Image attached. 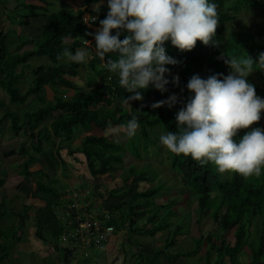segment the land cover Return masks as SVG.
<instances>
[{"label":"trees","instance_id":"obj_1","mask_svg":"<svg viewBox=\"0 0 264 264\" xmlns=\"http://www.w3.org/2000/svg\"><path fill=\"white\" fill-rule=\"evenodd\" d=\"M29 1L31 2L21 0L20 5L24 10H30V12L25 11L24 15L14 14L20 17L19 24L28 25L30 19L37 17L42 18L44 22L38 35L22 39L15 52H11L7 46L8 33L0 32V89L6 92L9 102L14 104L23 105L28 97L42 95L46 89H50L53 98L36 109L24 110L21 116L7 108L1 117L0 128L3 127L2 121L5 117L9 118V129L15 135H18L19 131L25 127L28 137L31 138V148L53 170L59 165H64L63 157L58 151L55 153L56 155L51 149L43 151L42 141L54 142L55 139H60L70 142L76 129L80 131L78 134L82 135L84 132H88L91 126L100 129H105L109 124L123 126L132 116H135L139 125L140 147L144 153L148 146L154 145L150 138L152 128L159 126L165 134L168 131H178L175 114L184 106L186 100L177 101L171 108L163 105L154 109L151 105L157 102L161 95L178 91L186 86L193 74H198L205 79L212 74L227 75L230 69L220 57L227 58L229 56L238 60L237 51L233 50L239 48L237 45L242 42L234 33H231L234 34L232 40L228 39L229 35L225 37L226 25L233 19L231 12H238L248 6H259L261 11H264V0H210L217 5L218 25L207 45L197 40L191 50H181L173 46L170 40L163 44L167 55L183 63L182 69L176 75L179 78L178 83L174 84L172 79H168L169 83L165 86L167 90L164 92L149 85L146 89L137 90L141 92V100H128L134 93L121 87L118 83V76L110 73L100 60L97 63L91 62L88 68V72L90 70L98 75V82L89 90L82 91L75 80H70L69 77H76L78 70L84 68L85 64L57 61L56 59L57 54L62 53L64 48H68L73 53L76 49L95 51L94 35L90 33H95L100 27L99 20L106 17L107 0H103L102 3L101 0H66V7L59 9L54 8L55 3L52 1ZM227 2L230 3L229 7L226 6ZM15 8L17 9L18 6ZM6 10L7 8H4V12ZM93 17H96L95 21L92 20ZM116 31V29L111 30V34H115ZM127 34L126 31H121L119 38L123 39ZM251 40L252 43L242 49L250 52L249 57L255 65L259 54L264 52V43ZM24 46L26 48L20 52ZM117 55V53H108L104 60L106 62L109 57L115 60ZM33 57H46L52 65H39L31 68V82L22 91L20 83L25 75V68L30 66L28 61ZM18 66H20L19 71H17ZM165 67L172 71L170 65H165ZM218 79H222V76H218ZM246 80L254 85L256 95L264 94L263 86L255 85L247 77ZM68 92L71 94L66 96L65 94ZM189 95L190 92L187 89V99ZM114 97L128 100L131 107L129 109L121 107L117 112H114L112 110ZM151 99H153V103L150 102ZM262 123H264V110H261V119L249 127H259ZM244 133L243 129L238 130L237 137L234 139ZM81 137L79 145L68 153L73 155L80 153L84 157L88 174L94 180L103 176L104 169L107 170L113 164L128 159L124 154L123 146L108 140L107 136L98 137L84 133ZM126 148L136 156L139 155V147L132 137L128 140ZM22 152L27 153L23 146ZM167 156L170 158V168L177 175L178 181L195 196L194 211L197 219L207 215L215 224L213 231H207L205 234L193 238L197 248L205 245L206 264H211L210 257L212 255L217 258L213 264H223L224 260L228 264H238L237 257L242 255L243 248L250 254L247 264H264V259H262L264 256V166L261 167L260 176L253 175L245 178L232 171L219 173L211 162L201 165L190 156L183 154L176 155L167 150ZM38 157H33L32 154L27 155L21 163L20 173L23 178L34 174L41 175L39 179L35 180V189L29 192V197L39 203L35 206L33 213L34 235L41 242L52 243L51 246L58 251L59 257L64 263L66 255L70 252L57 244V240L66 229V225L62 223V219L58 215V210L62 205L68 210L70 201L68 202L66 198L63 201L64 192H58L55 187L50 185L47 182L48 176L42 170H29V165L36 162ZM135 175L131 166L128 173L121 179V185L107 190L99 207L107 210H102V212L108 214V220L113 221L115 230L116 227H119L132 233L153 236L157 231L168 226L165 222L168 213L161 211L164 205L159 207L154 205V198L158 196L162 186L151 187L131 194L129 183ZM43 176L47 178V181L43 179ZM2 183L3 180L0 179V186ZM123 196L126 197L123 198ZM118 198H123L118 204L105 206V201ZM132 198H134L133 201H130ZM3 203L1 200L0 206ZM93 205L95 202L89 203L85 206V210L89 212L90 208H94ZM159 208L160 212L157 213ZM136 210H141L144 213L152 211L150 215H147V221L151 227L146 224L141 227L135 226L136 222L132 216L137 213ZM20 211L22 214L2 210L0 218L19 217L21 229L27 218L28 206H23ZM160 213L163 214L161 221L155 222ZM246 226L248 233H246ZM231 228H234L231 240L225 243L224 233ZM181 231L179 227H175L172 236L175 237ZM219 233L220 235H218ZM17 234L18 232L9 229V227L5 231L0 229L2 241L11 238L0 243V264L6 259H10L9 252L14 244L13 241L19 240ZM173 243V239H170L165 242L162 249L155 248L143 252L138 264H164V261L167 264L174 263L177 257L183 253L171 254L168 249Z\"/></svg>","mask_w":264,"mask_h":264},{"label":"rangeland","instance_id":"obj_2","mask_svg":"<svg viewBox=\"0 0 264 264\" xmlns=\"http://www.w3.org/2000/svg\"><path fill=\"white\" fill-rule=\"evenodd\" d=\"M54 2V8H65L66 0H47ZM262 1V0H260ZM28 2H31L28 0ZM67 2V1H66ZM0 32H7V46L11 52H15L19 43L25 37H33L38 35L44 20L40 17L33 18L29 21L28 25H21L20 17L15 16V13L25 14L30 10H24L22 8L21 0H1L0 1ZM230 3L227 2L226 6L229 7ZM18 6L16 9L15 7ZM62 6V7H61ZM4 8L7 10L4 12ZM15 9V11H14ZM233 19L229 21L225 28V37L228 35V39L232 40L234 34L238 40L242 41L240 45H237L238 60L244 59L251 54L249 51L242 49L243 47L250 45L253 39L255 42L264 43V11H261L259 6H248L240 9L238 12H231ZM86 20L87 17H86ZM27 29H26V28ZM21 30V31H20ZM9 31V32H8ZM20 32V33H19ZM234 33V34H231ZM22 35V36H19ZM29 35V36H28ZM251 35V37H250ZM26 47H22L25 49ZM234 48V47H232ZM88 55L85 57L86 63L84 68L78 70L76 77H69L70 80H75L77 86L81 87L82 91H87L92 88L98 82V75L88 72V68L91 62H99V59L95 56L92 49H83ZM259 58H257L258 61ZM64 61V60H61ZM177 63L170 65L172 71L165 73L168 79H172L173 76L178 75L183 67L181 61L176 60ZM29 67L25 68V75L20 83V87L23 90L30 84L32 74L31 68L39 65H52L46 57H33L29 61ZM257 67V65H254ZM20 66L17 67L19 71ZM255 85L264 87V71L259 68L254 70L247 76ZM151 85V84H150ZM186 86H183L178 91H171L167 94L161 95L157 101L166 100L171 94L177 96V101L186 100ZM71 92L66 93L69 96ZM259 97L264 98V94H257ZM53 98V94L50 89H46L42 95H34L28 97L25 104L10 103L8 95L2 89H0V120L7 108L11 109V112L17 113L21 116L24 110L36 109L39 105L47 102ZM185 101V102H186ZM153 103V99L150 100ZM138 106L136 102V107ZM121 107L130 108L131 103L124 98H113L112 110L117 112ZM10 120L5 117L2 121L3 127L0 128V179L3 180L0 186V202L2 200L3 205L0 206V211H14L22 214L21 208L28 206L27 218L23 222V227L20 229L21 221L19 217H3L0 218V229L6 230L13 229L18 232V241H13L14 244L10 248L9 257L1 264H138L140 256L143 252L153 249H162L165 242L173 239L174 243L168 249L171 254L183 253L179 255L176 261L172 264H206L205 245H201L198 248L195 246L193 238H197L200 235L205 234L207 231H213L215 224L211 217L204 215L202 218L197 219L195 213V196L194 194L182 185L177 175L171 170L169 164V156H167V149L159 143V137L162 134L159 126L152 128L150 138L154 142L153 146H148L146 153L141 149V139L139 138V127L136 130V134L132 137V140L139 147V155L131 153L126 144L129 137L126 136L125 130L122 126H112L109 124L105 129L96 128L91 126L88 132H84L89 135L95 136H107L108 140L119 143L124 148V154L128 157L127 160L118 164H113L109 168L103 170V176L94 180L87 170L84 157L80 153L69 154L68 151L76 148L81 140V136L84 134H78V129L74 130L73 139L70 142L55 139L54 142L42 141L41 147L43 151H49L55 153L58 151L64 160V165H59L53 170L42 157H38V154L31 148V138L27 135V129L20 130L18 135H15L12 130L9 129ZM259 127L264 129V123ZM245 132L248 129H243ZM80 132V131H79ZM23 149L27 150V153L22 152ZM32 154L33 157H38V160L29 165V170H42L47 176L43 179L50 185L55 187L58 192L63 193L64 197L67 193L73 190L81 193L84 200V206L89 203L95 202L94 208H90V214L96 212L102 213V210L107 211L99 207L102 199L105 198V193L111 188H116L121 185V179L128 173L129 168L132 166L136 175L131 178L129 187L131 194L137 193L142 190H146L155 186H162L158 196L154 198V205L157 207L164 205L161 211L168 213L165 222L167 227L163 230L157 231L153 236L147 234H139L137 232H129L127 229H121L116 227L115 233L112 239L104 245L89 250L81 251V248H71L66 242L65 237L61 242V238L57 240L58 246L67 248L72 254H67L64 263L61 261L58 251L46 242H41L35 235L34 216L35 206L39 203L37 200H33L29 197V192L35 189V180L39 179L41 175L34 174L32 176L21 177V163L25 160L27 155ZM140 171V172H139ZM126 196H123V198ZM109 199L105 201V206H114L120 202L121 199ZM132 198L130 201H133ZM129 201V202H130ZM63 207V205H62ZM58 210V215L63 218V212L65 208ZM151 209V208H150ZM137 211V210H136ZM160 212L159 211L157 213ZM152 211L143 212L138 210L136 214L132 216L135 220V226H148L151 225L147 221V215H150ZM24 214V213H23ZM115 215V214H113ZM162 213L155 222L161 221ZM112 225H113V221ZM175 227H179L182 231L175 237L172 236V232ZM234 228L227 230L224 233V242H229ZM246 233H248L246 226ZM220 235V233L218 234ZM11 238H6L4 241H8ZM0 238V243H3ZM56 244V242L54 241ZM57 246V247H58ZM242 255L237 257L238 264H247L250 260V254L245 248L241 250ZM216 256L210 257V263L213 264L216 261ZM264 259V256L262 257ZM261 259V260H262ZM164 264H167L164 261ZM223 264H228L224 260Z\"/></svg>","mask_w":264,"mask_h":264},{"label":"clouds","instance_id":"obj_3","mask_svg":"<svg viewBox=\"0 0 264 264\" xmlns=\"http://www.w3.org/2000/svg\"><path fill=\"white\" fill-rule=\"evenodd\" d=\"M107 7L100 27L90 33L94 35V53L110 73L118 76L119 85L134 93L128 100H141L137 90L150 84L161 92L167 90L165 73L169 69L165 65L177 61L166 54L165 41L170 40L178 49L191 50L197 40L207 45L218 25L217 5L210 0H107ZM113 29L117 30L115 34H111ZM121 31L128 33L123 39L119 38ZM108 53H117V59L109 57L105 62ZM87 55L83 49L73 53L64 48L56 59L82 64L87 62ZM220 58L229 73L212 74L206 79L193 74L186 84L190 95L175 114L178 131L162 134L159 143L171 153L190 156L201 165L211 162L219 173L232 171L245 178L258 177L264 166V129L249 126L261 119L264 98L256 95L246 77L254 68L264 71V52L259 54L257 67L248 56L240 60ZM178 79L173 76L172 82L178 83ZM176 103L177 96L171 94L151 107L171 108ZM122 127L127 137H133L139 127L137 118L132 116ZM240 129L248 131L234 139Z\"/></svg>","mask_w":264,"mask_h":264},{"label":"built area","instance_id":"obj_4","mask_svg":"<svg viewBox=\"0 0 264 264\" xmlns=\"http://www.w3.org/2000/svg\"><path fill=\"white\" fill-rule=\"evenodd\" d=\"M65 198L70 203L69 209L66 208L63 212L62 223L66 225V229L60 236L61 242L66 237L69 247H82L81 251L85 252L107 244L112 239L115 227L108 220L107 213L90 214L85 210L82 194L76 190L68 192ZM57 244L59 245L58 242ZM66 251L72 254L71 251Z\"/></svg>","mask_w":264,"mask_h":264},{"label":"crops","instance_id":"obj_5","mask_svg":"<svg viewBox=\"0 0 264 264\" xmlns=\"http://www.w3.org/2000/svg\"><path fill=\"white\" fill-rule=\"evenodd\" d=\"M1 1V0H0ZM65 3H67L66 1H65ZM1 4V3H0ZM0 7H1V5H0ZM2 8V7H1ZM35 19H37V18H35ZM31 20V19H30ZM26 28V27H25ZM27 29V28H26ZM21 31V30H20ZM20 33V32H19ZM19 36H22V35H20L19 34ZM29 36V35H28Z\"/></svg>","mask_w":264,"mask_h":264}]
</instances>
